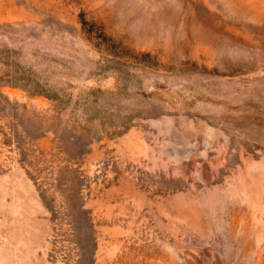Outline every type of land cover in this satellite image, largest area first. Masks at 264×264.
<instances>
[{
  "label": "rangeland",
  "instance_id": "1",
  "mask_svg": "<svg viewBox=\"0 0 264 264\" xmlns=\"http://www.w3.org/2000/svg\"><path fill=\"white\" fill-rule=\"evenodd\" d=\"M0 264H264V0H0Z\"/></svg>",
  "mask_w": 264,
  "mask_h": 264
}]
</instances>
